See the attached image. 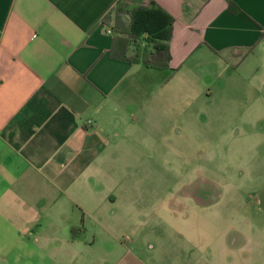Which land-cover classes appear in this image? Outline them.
Returning a JSON list of instances; mask_svg holds the SVG:
<instances>
[{
  "label": "crops",
  "instance_id": "obj_1",
  "mask_svg": "<svg viewBox=\"0 0 264 264\" xmlns=\"http://www.w3.org/2000/svg\"><path fill=\"white\" fill-rule=\"evenodd\" d=\"M117 1L0 0V264H146L148 214L186 193L144 189V166L190 158L195 181L201 159L224 162L200 151L226 116L207 86L218 67H261L264 0H155L174 16L166 68L112 54ZM186 197L199 208V187Z\"/></svg>",
  "mask_w": 264,
  "mask_h": 264
},
{
  "label": "rangeland",
  "instance_id": "obj_2",
  "mask_svg": "<svg viewBox=\"0 0 264 264\" xmlns=\"http://www.w3.org/2000/svg\"><path fill=\"white\" fill-rule=\"evenodd\" d=\"M206 85L198 87L199 93ZM207 87L211 88L209 108L226 116L215 117L209 141L201 140L200 151L216 152V160L223 151L224 162L201 159L210 177L195 181L191 174L197 166L186 164L190 158L177 166H144V189L177 186L187 194L199 187L200 194L198 209L186 194L168 195L169 211L148 214L153 235L147 240L146 264H264V61L260 68L255 64L233 71L218 67ZM225 120H231L232 126L224 125ZM159 175H166V180L160 181ZM146 200V205H160L154 197ZM159 223L170 232L162 260L154 259L160 244ZM93 249L81 244L83 254H94Z\"/></svg>",
  "mask_w": 264,
  "mask_h": 264
},
{
  "label": "trees",
  "instance_id": "obj_3",
  "mask_svg": "<svg viewBox=\"0 0 264 264\" xmlns=\"http://www.w3.org/2000/svg\"><path fill=\"white\" fill-rule=\"evenodd\" d=\"M229 7L232 11L239 8L232 1ZM104 21L115 35L111 48L114 56L143 61L153 67H169L171 52L168 41L173 31L174 16L155 0L132 5L127 0H118L105 14ZM131 44L135 45V51L129 54Z\"/></svg>",
  "mask_w": 264,
  "mask_h": 264
},
{
  "label": "built area",
  "instance_id": "obj_4",
  "mask_svg": "<svg viewBox=\"0 0 264 264\" xmlns=\"http://www.w3.org/2000/svg\"><path fill=\"white\" fill-rule=\"evenodd\" d=\"M91 122V119H88V123H90Z\"/></svg>",
  "mask_w": 264,
  "mask_h": 264
}]
</instances>
